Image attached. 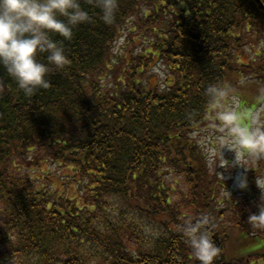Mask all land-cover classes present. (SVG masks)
I'll list each match as a JSON object with an SVG mask.
<instances>
[{
	"label": "trees",
	"instance_id": "trees-1",
	"mask_svg": "<svg viewBox=\"0 0 264 264\" xmlns=\"http://www.w3.org/2000/svg\"><path fill=\"white\" fill-rule=\"evenodd\" d=\"M82 2L50 88L26 96L0 67V264H199L180 228L204 216L214 264H264L263 171L219 209L198 139L264 88V0H119L111 26ZM126 32L141 49L117 47Z\"/></svg>",
	"mask_w": 264,
	"mask_h": 264
},
{
	"label": "clouds",
	"instance_id": "clouds-1",
	"mask_svg": "<svg viewBox=\"0 0 264 264\" xmlns=\"http://www.w3.org/2000/svg\"><path fill=\"white\" fill-rule=\"evenodd\" d=\"M87 6L99 10V19L106 26L116 20L119 0H86ZM92 17L82 0H0V67L13 79L26 96L39 89L51 87L48 76L51 70L63 71L71 63L65 54L64 41H71L74 30L90 23ZM58 36L60 40L53 39ZM46 56V63L39 57ZM214 96L225 93L212 86ZM222 129L227 131L239 153L264 158V113L257 111L247 117L241 112L225 109L216 113ZM238 160V156H237ZM209 162L212 164V160ZM221 161V167H227ZM237 189L249 187L247 170L234 178ZM261 193L258 212L249 216V223L264 225V176L255 178ZM209 217L187 222L180 228L185 244L199 264H214L220 249L206 225Z\"/></svg>",
	"mask_w": 264,
	"mask_h": 264
},
{
	"label": "rangeland",
	"instance_id": "rangeland-1",
	"mask_svg": "<svg viewBox=\"0 0 264 264\" xmlns=\"http://www.w3.org/2000/svg\"><path fill=\"white\" fill-rule=\"evenodd\" d=\"M128 31V30H126ZM125 37H122L121 39H119V42L117 43V47L120 48L122 46H124L125 51L132 48V49H136L137 46L140 47L143 46L142 44V39H139L136 35V33H128L126 32ZM139 41V43H138ZM118 51V49L116 50ZM154 70H158L160 72V74L162 75V71L160 70V68L156 67ZM249 88H251V92L248 95L249 97L251 96V100L249 99L248 102H244L245 106H240L242 107L241 110L243 111V114L245 117H247L249 114H251V112L256 108L257 103H259L261 100L264 99V88L263 85H257V90H261L258 91L254 88L253 85H248ZM256 97V98H255ZM237 99H231L229 105H226L227 108L235 110L236 106H237ZM242 103V102H241ZM262 106V107H261ZM261 106L258 107L257 111H262V113H264V103L261 104ZM239 107V108H240ZM216 114V113H215ZM213 114H211V116L213 117ZM213 128V131H206L205 133L201 134L198 136V139L200 140L201 144H204L206 147L208 146V158L212 160V170H216V168H223L221 167V161H225L226 155H227V171L228 173H230V177H232V181H233V186H235L234 184V178L236 177V175H238L240 172L243 171V169H248L251 167H255V169H257L260 174V171H263L264 174V158H254L252 156H249L246 153H239L238 155V150L235 147H230L229 144L231 142V138L229 137L227 131H225L224 129H222V127L220 126L219 123H215L214 125L211 126ZM208 143V145H207ZM213 144V145H212ZM237 156H238V160H237ZM220 179L221 177L224 178L225 177V173L224 171H221L219 173ZM177 178L176 176L174 177V179ZM182 181L180 180V182L178 183V189L184 191V185L181 183ZM222 192L219 191V200L220 202L221 199L223 197V201H225V197H227L226 195H221ZM230 195V194H228ZM180 197V196H179ZM225 206L222 205L221 209H224ZM259 247L257 245L251 246L250 249ZM248 248H242L240 251L248 252Z\"/></svg>",
	"mask_w": 264,
	"mask_h": 264
}]
</instances>
